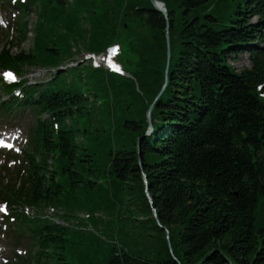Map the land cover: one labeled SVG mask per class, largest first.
I'll return each instance as SVG.
<instances>
[{"label": "trees", "instance_id": "obj_1", "mask_svg": "<svg viewBox=\"0 0 264 264\" xmlns=\"http://www.w3.org/2000/svg\"><path fill=\"white\" fill-rule=\"evenodd\" d=\"M159 1L168 66L150 0H30L32 47L0 54L18 72L57 70L117 43L131 75L77 64L24 81V101L0 87L7 113L36 116L28 170L0 190L36 211L20 215L31 264H264V0ZM243 51L237 73L227 60ZM48 206L64 224L40 217ZM83 212L103 217L88 230Z\"/></svg>", "mask_w": 264, "mask_h": 264}, {"label": "rangeland", "instance_id": "obj_2", "mask_svg": "<svg viewBox=\"0 0 264 264\" xmlns=\"http://www.w3.org/2000/svg\"><path fill=\"white\" fill-rule=\"evenodd\" d=\"M28 21H29V27H30L31 32H29L27 34L25 42L21 44L20 48L23 51H28V49L31 48L32 24H30V23H34L36 21V15H35L34 11L31 12V14L28 16ZM251 21L255 22L256 18L252 17ZM1 40H2V37L0 35V49L2 47V44L4 43V42L2 43ZM13 52H17V49H14ZM84 56H85V52H82L79 55H75L73 60L67 61L65 64H63V66H61V68L76 66L77 64L81 65V63H88L85 60ZM228 63L237 72L242 71L244 68L250 67V63H249V59H248V53L245 51L238 53L235 56L231 55L229 60H228ZM51 74H53L52 70L51 71H44V70H37L36 69V70H30V71L26 72L25 75H22V77L23 78L25 77L29 81V84L34 85V84H39L43 81L48 80L50 78ZM12 116H14V114H11L9 117H12ZM14 122L16 123L17 120H15ZM2 175H4V174H2ZM4 242H6L7 245L9 244V241H7L6 239L4 240Z\"/></svg>", "mask_w": 264, "mask_h": 264}, {"label": "water", "instance_id": "obj_3", "mask_svg": "<svg viewBox=\"0 0 264 264\" xmlns=\"http://www.w3.org/2000/svg\"><path fill=\"white\" fill-rule=\"evenodd\" d=\"M150 1H151L152 5H153L154 9L157 10L158 12H160L165 17V19L167 21L166 44H167V55H168L167 63L169 64V61H170V40H169V32H168L169 20H168V14H167V11H166V8H165V4L163 2H161V1H158V0H150ZM165 78H166L165 85H164L162 91L165 89V87L167 85V82H168V70H167V68H166V76H165ZM161 92H160V94H161ZM159 95H158V97H159ZM153 105H154V103L149 107V109L147 111V118H148V123H149V132H148L147 135H150L152 133V131H153V128H152L151 122H150V113H151V110L153 108Z\"/></svg>", "mask_w": 264, "mask_h": 264}, {"label": "snow or ice", "instance_id": "obj_4", "mask_svg": "<svg viewBox=\"0 0 264 264\" xmlns=\"http://www.w3.org/2000/svg\"><path fill=\"white\" fill-rule=\"evenodd\" d=\"M0 22H2V21H0ZM5 76H6V78L14 79V76H13L12 73H10V72L5 73ZM0 143H2V142H0ZM6 146H9V147H10V145H6ZM0 210H2V211H6V208L3 207V206H0Z\"/></svg>", "mask_w": 264, "mask_h": 264}]
</instances>
